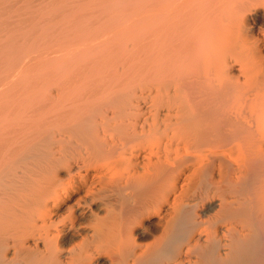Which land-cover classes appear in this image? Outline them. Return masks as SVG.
Wrapping results in <instances>:
<instances>
[{"label": "bare ground", "instance_id": "obj_1", "mask_svg": "<svg viewBox=\"0 0 264 264\" xmlns=\"http://www.w3.org/2000/svg\"><path fill=\"white\" fill-rule=\"evenodd\" d=\"M0 264H264V0H0Z\"/></svg>", "mask_w": 264, "mask_h": 264}]
</instances>
